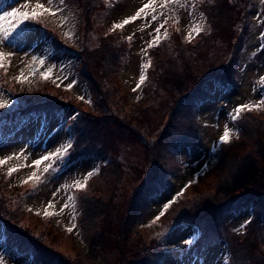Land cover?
<instances>
[{
  "label": "rangeland",
  "instance_id": "1",
  "mask_svg": "<svg viewBox=\"0 0 264 264\" xmlns=\"http://www.w3.org/2000/svg\"><path fill=\"white\" fill-rule=\"evenodd\" d=\"M38 2L44 4L45 7H54L57 15H44L35 21H25L7 40L0 43V52L10 54L3 61L5 67L7 61L11 62L7 74H14L16 78L19 77L17 85L19 92L22 93V98L25 101L34 102L31 106H24L19 104V102L22 103L21 101L18 102L13 99L11 91L3 82L4 75L1 72L3 67H0V101H7L6 106L2 109L10 111L18 107H28L35 112V109L49 108L50 118L47 120L46 127L44 131H41L40 136L42 138L45 134L52 135L48 148L45 150L40 148L41 138L26 141L30 134L36 138L39 132L36 125L39 129L40 119L37 120L36 124V120H33L31 113L30 116L16 115L14 121L6 122V132L0 131V136H3L5 141L4 146L0 147V157L2 159L8 156L13 157L12 160L0 166V228L7 221L10 226V235L14 239L12 243L14 249L16 247L29 249L32 254L29 260L28 255H17L13 251L11 253L4 252L6 241L3 239L4 236H1L0 257L4 259L5 264H42L34 254V252L42 254L40 246L32 247L29 243L30 239L22 241L21 231H26L32 236L46 235L47 242L63 254L79 257L76 264H81V262L82 264H118L116 260L121 256L122 250L116 247L112 248L111 243L93 244L90 241L89 225L84 213V192L98 193L97 190L102 192L105 189L103 184L98 185L100 180H107L102 173L103 166L100 173L94 171L98 169L97 163L101 164L102 161L87 158L60 167L64 163L63 160L54 158L41 164L39 168L33 164V161L41 156L55 152L57 148L72 143L74 134L71 126L68 129L60 128L54 134L53 129L62 124V120L69 118L72 121L71 125L76 130L81 129L79 122L84 111L89 112L90 118L96 116L95 119L102 116L100 112H105V115L113 118V123L117 126H134L138 131L143 128L144 133L140 134L141 140H148L149 144L154 136L160 134L156 141L160 149L165 146V135L175 131L173 138L177 133L183 136L184 132L190 131L191 126H197L198 135L188 143L189 147H185V144H178L170 148L175 159L174 170L170 171L171 182L167 183L168 187L157 193H155V190L150 189L151 185H158L159 188L164 187L166 185L164 180L159 178L147 179L144 176L141 180L142 182L144 180V182L138 185L134 184L130 180V176L122 171L123 166L135 167L134 163L130 164L129 162L136 160L135 155L140 153L142 146L135 144L126 151L125 160L129 164L116 160L115 163L107 165L108 160L103 161L107 165H104L105 168H109L107 174L110 181L114 182L113 188L102 197L104 198V204L112 205L113 208L119 211V208L123 209L128 201L127 208H131L126 219L129 227L124 225L120 228V239L127 243L126 262L128 259L137 258L138 252H130V250L134 248L133 244H137L135 238H138L139 243L144 242L147 244L143 248L144 254L139 256L138 264H220L222 261V264H226V261L229 264L230 255L228 251L230 250L233 256L230 264H252L247 258L246 251L239 252L237 242L235 241L234 245L229 239H237L238 236H243L251 230L259 247L264 250V209L262 206L255 208L257 217L254 221L251 220L253 212H251L252 210L249 212L248 207L230 210L225 215V208L228 204L225 203L228 200L227 198L213 205L204 214L181 215L184 209L189 206L187 203L193 196L199 197V193L212 192L220 177L229 170L232 162L230 161L227 164L226 160L223 163L219 161L221 154L227 157L238 155L236 161L239 163L245 162V165L247 160L254 156L258 159L256 169L264 167V132L252 126L254 128L251 129L254 133L251 138L246 134L242 139L239 136L236 139L235 129L238 125L240 131L247 124L251 126L253 121L239 124V119L236 121L231 119L234 109L241 103L256 105L264 101V89H260V81L264 73V53L257 54L254 52L259 44L257 26L264 24V4L261 3V0H247L249 7L246 15H243L241 21L236 24L235 38L226 56L233 58V61L235 58L239 60L238 70L234 73L227 71L218 78L228 82L230 87H224L210 81L209 77H213L214 71L220 66L219 58H210L202 68L191 70V76L195 84L208 92L209 95L205 100L210 101L198 103L194 107L192 106L193 102L188 98L193 93V87L191 86L189 90L184 89L182 95H177L176 104L173 105L174 109L172 112L167 113L164 124L153 129L149 128L152 121L150 114L153 113L152 107L160 103L157 101L156 95L166 96L163 90L166 89V83L161 84V81L155 77L153 70L148 75L149 66L145 69L146 80L144 84L133 91L139 80L141 65L152 60L149 49L146 55L142 49L147 47V43L156 34L155 28L163 24L165 20L172 22L177 20L174 24L184 23L186 36L191 28L190 23H194V21L190 19L182 22V18L188 15L197 20L198 15L192 13L196 5L193 7L187 2L186 7L167 5L162 8L159 0H157L155 13L151 9L146 10L147 15L142 13L141 17L130 26L132 30L143 27L142 36L137 32L134 38L135 41H132V39L129 42L128 52L130 55L128 53V56L118 53L119 68L117 72L111 75L108 81H103L100 88L95 84V86L93 85L94 89H92L86 77L91 82L95 81L92 78L97 77L92 70H90V75L93 77L91 78L88 75L86 61L84 68L78 73L84 75V77L77 81L72 76L75 72L73 64L70 60H64L72 53L64 50L63 40L56 35V28H62V19L64 24L72 22L78 28L84 26L82 20L84 10H75V6L76 3L82 6L85 3H80L78 0H64V3L61 4V0H52V5H49L48 0H0V15H3L5 11H11L12 8H20L21 4L29 3L34 6ZM146 3H148V0H98L94 9L84 17L88 22L86 24L88 39L86 38L84 44V54L87 52L85 45L88 48L99 46L101 40H99L97 34L98 29L116 17L123 20L128 18L129 14L135 13L140 6ZM204 6L205 8L208 7L205 4ZM122 7L125 8L122 10ZM21 10L31 11V7ZM131 10H134V12L129 13ZM190 12L191 15H189ZM153 15L157 17V23H154ZM198 22L200 21L198 20ZM4 23L7 27L8 22ZM28 23L29 25H27ZM28 26L33 27L29 28ZM127 31L130 32L129 27H127ZM209 32L204 31V36H207ZM44 34L48 36L52 49L61 47L63 52L61 50L49 56L50 47L44 41ZM61 38L65 39L64 36H61ZM223 38L224 35H221L220 39ZM13 40L16 43H13ZM70 41L76 43V34H70ZM160 43L163 45L165 43L162 34H160ZM168 48L171 50L174 46ZM57 54H61V58H55ZM61 59H63V62H61ZM41 61L44 63L41 64ZM217 63L219 64L215 65ZM49 69H51V72L45 78L42 74L48 72ZM236 73L238 74V81L233 84L232 76ZM148 76L150 77L149 81ZM61 77L67 79L61 81ZM71 80L76 81V85L72 89H67L66 84ZM95 83L97 82L95 81ZM205 83L209 84L211 91ZM58 84L59 86H57ZM127 86H131L132 92L130 95L125 92L128 89ZM67 91L70 95H67ZM81 96L90 99L91 104H86L78 98ZM104 99H107V101L104 102ZM188 109L194 111L195 119L200 125L194 120L189 122ZM253 111L255 115L260 114L258 118L264 119V106L254 108ZM75 114H78L76 119H72L71 116ZM0 115L2 114L0 113ZM9 117H11L10 114ZM100 121L102 120L98 122ZM226 126L233 130V135L230 137L229 144L220 145L218 143L219 137L223 134ZM85 127H88V124ZM6 133L9 134V137ZM86 133L91 135V146L94 148L98 147L100 143L103 144L104 140L110 142L111 136L115 134L112 130L110 135L105 133V136H101L95 132L94 128H86ZM129 140L133 141L132 139ZM234 141L235 143H233ZM258 142H260V145ZM77 150V153H80L78 147ZM169 156L170 153L167 158ZM49 163L53 167L49 172L44 173L43 169ZM178 165H180V170ZM13 167L18 170L12 173L11 176L6 177V180H3V176L8 174V169ZM207 168L209 170L204 172ZM89 171H93L94 175L88 180L85 188L66 187L67 185H73L77 180L83 181L84 176ZM33 172L41 176L42 182L34 185L25 183L24 181L28 180V178H25L27 174L30 176ZM118 186L122 188V191L115 193ZM82 190L84 191L81 192ZM145 191L151 196L145 194ZM68 196H73L75 200L68 202V208L61 212L60 209L67 201ZM148 196V205L145 209V205L141 200H146ZM137 200L139 203H137ZM170 201L174 202L165 211L164 205ZM49 202H51L52 207H49ZM73 204H75V207H73ZM45 209L53 214L46 216ZM161 211H165V214L153 224L152 221ZM176 217H179L178 221H176ZM247 218L251 219L247 221L246 226L241 230V225L245 224ZM185 219L191 220L195 224L204 221L216 224L222 220V224L228 230L226 232L228 242L224 243L225 241L219 240L206 246L196 245L197 240L194 237L195 234H193L194 224L184 223ZM117 221L118 217L114 223L115 226H118ZM73 223L76 227L69 233L66 229L72 227ZM139 223L145 228L137 227ZM212 234L217 235L215 232ZM157 237H159V240H156ZM186 241H193L190 247H186L190 244ZM161 246L164 247L165 255L159 261L158 247ZM107 251H110L109 259H106ZM49 254L53 258L57 255L52 251ZM226 254H228L227 258ZM56 259L54 258L50 264H62V260L57 261ZM127 264H129V261Z\"/></svg>",
  "mask_w": 264,
  "mask_h": 264
},
{
  "label": "trees",
  "instance_id": "2",
  "mask_svg": "<svg viewBox=\"0 0 264 264\" xmlns=\"http://www.w3.org/2000/svg\"><path fill=\"white\" fill-rule=\"evenodd\" d=\"M195 1L191 0L190 2ZM205 3L207 0H203ZM80 3H85L83 7L84 13L88 14L97 4V0H79ZM189 2V3H190ZM206 7L207 15L205 19L208 20L210 32L207 36H202L197 43L194 45H187L186 47H181L179 49L170 51L168 49H162V47H153L152 53L154 55V66L153 71L155 72V77L162 83H166V89H163L166 96L162 94H157V101L160 102L158 105L152 107L153 113L150 114L152 121L149 124V128L153 129L155 127H160L164 124L166 120V115L168 112H172L176 104L177 95H182L183 90H189L192 83L195 81L191 76V70L200 69L210 60V58H219L220 64L224 65L227 70H231L230 64L232 58L226 56V53L231 48L233 39L236 33V24L241 21L243 15H246L248 10L247 0H210V3ZM87 22V21H86ZM88 23V22H87ZM98 34V33H97ZM224 35L223 39L220 36ZM101 40L99 46L94 48H88L86 53V66H88V75H90V70L97 77L95 81L100 88L103 81H108V78L113 75L116 70V65L114 64L115 56L118 52L117 45H115V39L113 37L99 36ZM87 70V67H86ZM87 80L88 77H87ZM90 81V80H89ZM94 81V82H95ZM93 84V82H92ZM95 86V85H94ZM107 93V90H106ZM162 99H160L159 98ZM107 99H104V102ZM102 115L100 118L95 119L90 118L89 115L80 118L79 124H81V129L77 133V147L80 149L81 155L94 156L99 158L101 155V148H92L90 151L86 148L91 146V135L86 133V128H94L98 135L105 136L112 132L115 133L111 136L110 142L107 140L103 141V144L110 148H104L111 155V164L118 160L124 164L134 163V168H128L126 166L122 167L124 174L130 176V180L134 184H142L141 181L145 176L150 179L154 172H158L162 178L167 179V173L170 171L171 167L167 162V154L162 149L155 150L149 147V141H142L141 135L144 133V129L140 128L139 131L133 127H127L125 125H116L113 123V118L105 115V112H100ZM99 120H102L98 122ZM249 121L251 126L248 124L243 126L239 131V138L242 139L246 134L253 136L254 127L264 132V119L251 117ZM88 124V127L85 125ZM254 126V127H252ZM252 128V129H251ZM97 130V131H96ZM109 137V136H108ZM132 139L133 141H130ZM176 141H183V136L178 135ZM111 143V144H110ZM140 145L144 148V151L137 153L135 155L136 160L129 162L125 160L126 151L134 145ZM260 145V142H258ZM101 145V143L99 144ZM116 149V150H115ZM238 155L224 156L221 154L219 161L229 164L231 161V166L216 183L214 190L212 192H207L200 194L199 197H192L187 203V206L182 213L189 215H201L207 212L209 208L213 205L219 203L220 201L227 198L228 204H236L241 201H252L255 206L259 204L264 205V167L262 169H256L258 164V159L254 156L245 162L239 163L236 161ZM108 165V163H107ZM143 170V171H142ZM109 168L103 167L102 173L107 180H100L98 185L103 184L105 186L104 191L98 193L84 192L83 194V204L85 218L89 225V237L93 244L105 243L112 244V248L116 247L122 250L121 256L116 260L118 264H138L139 256L144 254L143 248L147 246L146 243H139V239L135 238L137 242L136 245L133 244L134 248L130 252H138L136 259H128L126 262V251L127 243L120 239L121 232L120 228L124 225H129L126 223L127 214H129L131 208H127L128 201L126 202L123 209H115L107 204H104V197L106 193L113 188V181H110L108 176ZM142 171V172H140ZM126 186V185H125ZM154 185H151L153 187ZM122 188L120 186L116 187L115 193H120ZM198 193V192H197ZM196 193V194H197ZM118 217L117 224L115 226L116 218ZM6 241L13 242V237L10 235V228H6ZM214 230L208 228L207 230L202 229L203 235L199 236L204 238L206 241H210L216 238L215 234H212ZM17 235V234H16ZM20 237L22 241L30 239V245L32 247L40 246L42 254H37L34 251L35 257L42 264H47L51 259L57 258L56 260H62V264H76V256H71L63 254L57 250L52 244L48 243L46 240V235L39 234L37 236H32L26 231H21ZM197 239V240H198ZM235 245L237 242V250L239 252L245 250L247 253V258L252 264H264V250L261 249L256 241V238L251 233V230L247 231L243 236H238L237 239H229ZM104 247V246H103ZM32 249V248H31ZM57 253L53 258L49 252ZM32 256V255H31ZM110 251H107L106 259H109ZM82 264V262H81Z\"/></svg>",
  "mask_w": 264,
  "mask_h": 264
},
{
  "label": "snow or ice",
  "instance_id": "3",
  "mask_svg": "<svg viewBox=\"0 0 264 264\" xmlns=\"http://www.w3.org/2000/svg\"><path fill=\"white\" fill-rule=\"evenodd\" d=\"M160 2V6L166 7L167 5H174V6H180V7H186L187 6V2H189V0H159ZM231 2V0H230ZM64 3V0H61V4ZM261 3L264 4V0H261ZM48 4L52 5V0H48ZM157 4V0H148V3L144 4L142 7H140L136 13L131 16L128 17L126 19H124L121 23H116L112 25V30L115 29H122L125 25L137 20L138 18L141 17V14H145L147 15L146 10L151 9V11L153 13H155L156 8L155 5ZM31 7V11H22L21 9H28ZM194 7V6H193ZM192 13L190 12L189 15H191ZM44 15H51V16H56L57 15V11L54 7H45L44 4L42 3H36L34 6H31L29 3H24L20 5V8H12L11 11H5L3 13V15H0V43H2L3 41L7 40L13 32L16 31V29L18 27H20L21 25H23L25 23V21H29V20H38L39 17H43ZM153 20H156L157 17L155 15L152 16ZM200 19L203 22H194L191 25L190 31L187 33L186 37H185V42L187 43H191L197 36H199L201 33H203L205 31V27H206V19L203 17V13L200 14ZM4 22H8L7 27H5V23ZM64 20H61V23H63ZM165 23H167V20H165ZM164 27V24H160L158 27L155 28V35L152 37V39L147 43V47L145 49H142V51L145 53V55L147 54L148 49H152L154 46H159L160 44V29ZM210 31V28L208 29ZM65 35L67 36L68 33H65ZM132 37H129V40H131ZM167 33H165V39H167ZM261 38L264 39V33L261 34ZM10 54L8 53H3L0 52V67H3V61L5 59H7V57ZM41 64H43L44 62L41 61ZM151 65V61L149 60L148 63L146 64H142L141 65V72H140V76H139V80L136 84V88L133 89V91H136L137 89H139L141 87V85L144 84L145 80H146V75H145V69H147L149 66ZM51 72V69L48 70V72L43 73L42 75L47 78L48 74ZM19 79V77L17 78ZM61 81H63L64 79H67L66 77H61L60 78ZM262 80H264V77L261 78ZM76 85V81L71 80L66 84V88L67 89H72L74 86ZM59 86V84L57 85ZM79 99L83 100L84 103L86 104H91V100L90 99H85L83 96L78 97ZM7 104V101H0V108L5 107ZM264 106V101H261L259 104L256 105H252V104H243L240 106H237L234 109V114L231 116V119L233 121H236L237 119L240 118L241 113H243L245 110L247 111H252L254 108H260ZM72 119H76V116H73ZM233 135V130L230 129L229 127H225L223 134L220 135L219 137V141L218 143L220 145H225V144H229L230 143V137ZM236 135L237 137L239 136V130L236 131ZM72 145L71 143H68L60 148H57L55 152H51L48 153L47 155H43L41 156L39 159H36L33 161V164L39 168L41 164H43L46 161H51L54 158H63L64 156H66L69 152V150L71 149ZM13 157L12 156H8L5 159H0V165L5 164L7 161L12 160ZM53 167V165L51 163H49L46 167H44L43 172L47 173L51 170V168ZM18 169L13 167V168H9L8 169V175L11 176L12 173L16 172ZM96 173H98L99 169H95L94 170ZM94 175L93 171H89L87 173V175L84 176L83 181L77 180L73 185H67L66 187H74L76 189H83L85 188L88 180ZM28 180H33L36 183H40L42 182V178L40 175H37L36 172H33L29 177ZM25 183H27L28 181H24ZM55 195V194H54ZM180 195V194H178ZM75 198L73 196H68L67 197V201L65 202V204L63 205V207L60 209L61 212L64 211V209L68 208L69 204L68 202H72L74 201ZM174 201H170L169 203H166L164 205V210L166 211L169 207V205L171 203H173ZM49 207H52L51 202H49ZM73 207H75V204H73ZM165 211H161L159 213L158 216L155 217V219L152 221L153 224H155L161 216H163L165 214ZM53 213H49L47 211V209H45V215L46 216H50ZM73 219H75V217H73ZM247 221L245 222V224L241 225V230L246 226ZM76 227L75 223H73L72 227L67 228L66 231H68L69 233H71L73 231V229ZM193 241H186V243H192ZM0 264H5V261L2 257H0ZM227 264V261H226Z\"/></svg>",
  "mask_w": 264,
  "mask_h": 264
}]
</instances>
